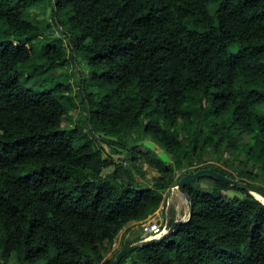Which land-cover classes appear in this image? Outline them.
<instances>
[{"label": "trees", "instance_id": "obj_1", "mask_svg": "<svg viewBox=\"0 0 264 264\" xmlns=\"http://www.w3.org/2000/svg\"><path fill=\"white\" fill-rule=\"evenodd\" d=\"M48 7L88 68L84 119L51 75L68 53L33 16ZM146 139L170 162L146 149L158 175L140 187ZM203 168L264 191V0H0V264H111L119 233ZM185 189L190 219L118 264H264L260 201L207 177Z\"/></svg>", "mask_w": 264, "mask_h": 264}, {"label": "rangeland", "instance_id": "obj_2", "mask_svg": "<svg viewBox=\"0 0 264 264\" xmlns=\"http://www.w3.org/2000/svg\"><path fill=\"white\" fill-rule=\"evenodd\" d=\"M33 16L38 17L39 19L43 20L46 25L49 24V26H51L49 28L54 33L53 38L54 37L59 38L62 46L66 49V51L68 53L67 54L68 55V64L66 66H64L63 68H58L56 71L52 72L51 75L55 78L54 79L55 82L58 81V83L70 84V86H71V90L69 92L70 98H72V101H74L75 106L72 108V110L69 112V114H71L74 117V121H76V118H79L80 116H81V119H84V115L86 114V112L83 111V108H82V103H81L82 99H81V96L79 94V81H80V78L82 77V75H85V77H87V72H88L87 69L88 68L85 66L86 63L82 59H80L79 57H74L73 61L70 59L71 50H70V47L68 45V40L64 36V33H62L59 28H58V30H59V32H58L56 27L54 26L53 17H52L50 7L44 9L43 11L35 10L33 12ZM231 49H232L233 53H237L239 51V48L237 45H232ZM39 90H42V88L40 87ZM89 91L95 92L96 90L91 89ZM63 121L65 122L66 119L64 118ZM74 121H73V123H71V125L75 124ZM66 123H67V121H66ZM146 141H150V140L146 139ZM97 143H99L100 146L102 145V147L105 148V151L107 152V154H110L111 150H109V148L103 143V141H99ZM146 149L149 150V152H147L148 158L150 160H153L154 162L157 161V159H156L157 154L154 152L156 154L155 155L153 153V150H150L145 146H144V148L143 147L138 148L137 157H136L137 161H135L134 163L137 166L141 165L142 172L145 173V178H142V176L138 172H135L136 182L138 184L142 185L140 187L151 185L154 181L153 180L154 177H156L158 175L156 168L154 166H151L148 162L146 163L145 159H144L145 157L143 158L141 156L142 153H146V151H147ZM113 156H114L113 158L116 160H118V159L122 160L125 157V154H119V155H113ZM221 158L222 159H229V158H231V155L229 153L224 152L223 155H221ZM221 161L222 160H219L218 158H217V160H212L210 162H208L206 160L207 163H210L209 165H211V164L212 165H218V164L223 165ZM123 164L126 167L129 165V163H126V162H124ZM234 164L237 165L236 160L234 161ZM184 170H186V169H184ZM104 172L107 173L108 171L105 170ZM234 174H236V172H234ZM197 184L202 190L207 191V187L209 185V183L207 181H201V182H198ZM167 193L168 194H166V196L170 197V195H169L170 192H167ZM234 194L237 195V194H239V192L233 191L232 193H230V195H234ZM184 196H182V197H184ZM166 198H164V200ZM177 199L178 198H173L171 200V202H170V199H169V201L166 200L162 205L163 206L162 210L159 211V213L156 216L153 215V217H152L153 220L160 219L161 217L164 218L163 214L167 213V230H166V232L170 228L169 222L171 221V219H174V221H185L189 216V203H188V201L185 200L184 198H182L183 203H182V205H180L179 201H177ZM167 202L169 203L168 206L166 204ZM178 204L180 205L179 207H178ZM175 205H177V207H178L177 211L175 210V207H174ZM136 233L140 234L141 236L144 235V232L142 231L140 226H139V230L136 231ZM131 234H134V233L132 232ZM116 239H118V237ZM120 248H122V246H120L119 249ZM117 251L118 250L113 251L112 254L114 255ZM112 254L110 252L107 257H111Z\"/></svg>", "mask_w": 264, "mask_h": 264}, {"label": "water", "instance_id": "obj_3", "mask_svg": "<svg viewBox=\"0 0 264 264\" xmlns=\"http://www.w3.org/2000/svg\"><path fill=\"white\" fill-rule=\"evenodd\" d=\"M144 146L150 150H153L157 154L158 158L164 164L167 165L170 162V159L167 156V154L162 149L156 148V146L153 142L145 141ZM183 166H185V164H183ZM202 177H207V178L219 180V181H222L228 185L234 186L235 188H237L239 190H242V191H245V192L251 194L252 196H254L258 201H260L264 205V191H262L257 186H252V185H249L248 183L241 182V181L235 180V179H231V178L224 176L221 173H219L213 169H210V168L199 169V170L192 172V173L186 172V171H181L179 174L176 175L175 186H176L177 190L180 193H182L183 195H185V197L189 201V216H188V218L185 221H174V223L170 226L168 231L163 233L159 237L150 238V239L142 240L138 243L126 245L123 249H121L116 254V256H115L114 260L111 262V264H118L120 262V260L128 252H130L134 249L146 247V246H149V245H152L155 243H160V242L164 241V239L167 238V236L170 233H172L178 225L187 222L192 215L193 205H192V202L189 200V196L187 195L185 187L188 184H190V183H192V182H194V181H196ZM256 195H258L259 197H256Z\"/></svg>", "mask_w": 264, "mask_h": 264}, {"label": "crops", "instance_id": "obj_4", "mask_svg": "<svg viewBox=\"0 0 264 264\" xmlns=\"http://www.w3.org/2000/svg\"><path fill=\"white\" fill-rule=\"evenodd\" d=\"M156 146V145H155ZM158 146H156V148H157ZM159 148V147H158ZM144 178H145V176H144ZM148 178V177H147ZM167 192H170L169 193V195H170V197L168 196H166V194H168ZM182 196H184L182 193H180L178 190H171L170 188H168L166 191H165V193L163 194V198H166L165 200H163V202H162V204H161V206H160V208L162 207V205H163V203L167 200V201H169V199H170V202H171V200L173 199V198H178L177 199V201H179V204L180 205H182V203H183V199L182 198H184L185 200H187L188 201V199H186V197L184 196V197H182ZM188 203H189V201H188ZM173 204V203H172ZM178 204V207L180 206ZM173 206V205H172ZM175 207V210L177 211V205H175L174 206ZM159 208V209H160ZM158 209V210H159ZM158 212V211H157ZM139 223L140 222H131V223H129L128 224V226L126 227V228H124L120 233H119V235L117 236L118 237V239H115V241H114V243H113V247H112V249H111V254H112V252L113 251H116V250H121V248L119 249V247L120 246H125L126 244H127V242L130 240V239H132L135 235H136V231H138L139 230ZM134 233V234H131V233ZM109 252V253H110ZM108 253V254H109ZM108 256V255H107Z\"/></svg>", "mask_w": 264, "mask_h": 264}, {"label": "built area", "instance_id": "obj_5", "mask_svg": "<svg viewBox=\"0 0 264 264\" xmlns=\"http://www.w3.org/2000/svg\"><path fill=\"white\" fill-rule=\"evenodd\" d=\"M170 189L177 190L175 185L170 187ZM166 204L167 206L169 205L168 202ZM162 208L163 206L158 210V212H155L153 215L156 216L159 213V211L162 210ZM153 215L149 216L147 219L139 223V226L141 227L145 236L143 240L159 237L167 230V213L163 214L164 218L161 217L160 219H156V220H153L152 218Z\"/></svg>", "mask_w": 264, "mask_h": 264}, {"label": "bare ground", "instance_id": "obj_6", "mask_svg": "<svg viewBox=\"0 0 264 264\" xmlns=\"http://www.w3.org/2000/svg\"><path fill=\"white\" fill-rule=\"evenodd\" d=\"M256 197H259L258 195H256Z\"/></svg>", "mask_w": 264, "mask_h": 264}]
</instances>
